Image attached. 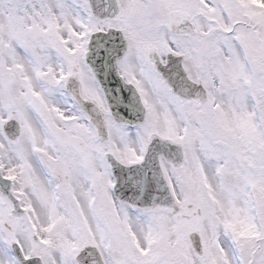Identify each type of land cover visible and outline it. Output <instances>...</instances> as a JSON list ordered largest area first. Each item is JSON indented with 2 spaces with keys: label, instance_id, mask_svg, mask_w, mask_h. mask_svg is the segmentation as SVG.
<instances>
[{
  "label": "snow or ice",
  "instance_id": "1",
  "mask_svg": "<svg viewBox=\"0 0 264 264\" xmlns=\"http://www.w3.org/2000/svg\"><path fill=\"white\" fill-rule=\"evenodd\" d=\"M0 264H264V0H0Z\"/></svg>",
  "mask_w": 264,
  "mask_h": 264
}]
</instances>
